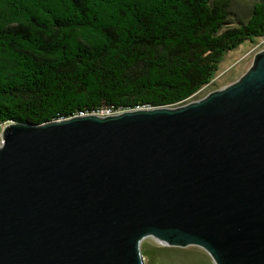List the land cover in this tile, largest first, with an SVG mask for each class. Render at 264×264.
Returning <instances> with one entry per match:
<instances>
[{
  "label": "water",
  "instance_id": "1",
  "mask_svg": "<svg viewBox=\"0 0 264 264\" xmlns=\"http://www.w3.org/2000/svg\"><path fill=\"white\" fill-rule=\"evenodd\" d=\"M149 238L264 264V52L185 106L4 125L0 264H146Z\"/></svg>",
  "mask_w": 264,
  "mask_h": 264
},
{
  "label": "trees",
  "instance_id": "2",
  "mask_svg": "<svg viewBox=\"0 0 264 264\" xmlns=\"http://www.w3.org/2000/svg\"><path fill=\"white\" fill-rule=\"evenodd\" d=\"M233 1L0 0V127L186 104L264 38Z\"/></svg>",
  "mask_w": 264,
  "mask_h": 264
},
{
  "label": "rangeland",
  "instance_id": "3",
  "mask_svg": "<svg viewBox=\"0 0 264 264\" xmlns=\"http://www.w3.org/2000/svg\"><path fill=\"white\" fill-rule=\"evenodd\" d=\"M253 2L254 0H234L233 6L241 16H248ZM262 52L264 38L246 42L239 49L227 54L214 79L181 106L203 100L210 94L239 82L252 69L256 57ZM3 129L4 126L0 127V146L3 141ZM142 250L147 256L146 264H216L204 249L169 248L155 238L146 239L142 244Z\"/></svg>",
  "mask_w": 264,
  "mask_h": 264
},
{
  "label": "built area",
  "instance_id": "4",
  "mask_svg": "<svg viewBox=\"0 0 264 264\" xmlns=\"http://www.w3.org/2000/svg\"><path fill=\"white\" fill-rule=\"evenodd\" d=\"M98 115V114H97ZM101 116H104V117H107V116H112V115H115V113H113L112 111H105V112H102L101 114H99Z\"/></svg>",
  "mask_w": 264,
  "mask_h": 264
},
{
  "label": "bare ground",
  "instance_id": "5",
  "mask_svg": "<svg viewBox=\"0 0 264 264\" xmlns=\"http://www.w3.org/2000/svg\"><path fill=\"white\" fill-rule=\"evenodd\" d=\"M101 116V115H100Z\"/></svg>",
  "mask_w": 264,
  "mask_h": 264
}]
</instances>
